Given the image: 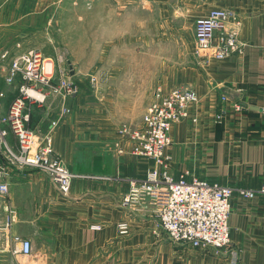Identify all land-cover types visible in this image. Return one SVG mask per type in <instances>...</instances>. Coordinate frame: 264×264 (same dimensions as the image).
I'll list each match as a JSON object with an SVG mask.
<instances>
[{
    "label": "crops",
    "instance_id": "0c3cea01",
    "mask_svg": "<svg viewBox=\"0 0 264 264\" xmlns=\"http://www.w3.org/2000/svg\"><path fill=\"white\" fill-rule=\"evenodd\" d=\"M93 6L102 15L95 17V25L107 24L115 97H120L116 95L120 88L127 89L130 79L121 73L131 71L128 56L137 53L145 61L150 57L151 63L140 61L133 68L157 73L155 82L144 86V107L154 100L157 87L166 91L189 87L199 97L192 110L198 121L188 118L173 127L167 149L172 174L179 177L189 171V178L236 189L264 187V0H95ZM214 8L234 9L242 20L241 51L224 59L207 51L208 56L200 57L196 52L195 21ZM152 43L154 53L148 51ZM14 50L9 58L21 52ZM49 104L34 107L30 125H49L57 108ZM72 114L58 123L54 133L55 149L77 168L71 193L64 196L53 179L38 170L12 173L8 195L0 197V251H13L10 238L20 235L32 240L33 252L28 256L1 254L0 261L264 264V193L246 198L234 192L229 217L232 241L227 248L216 251L175 243L159 229L152 212L122 205L129 179L143 177L149 170L143 158L95 149L91 170L79 169L80 152L88 150H79V133H87L79 132V111ZM9 136L15 139L12 133ZM116 141V133H106L100 143L109 150ZM123 220L129 223L126 235L118 227Z\"/></svg>",
    "mask_w": 264,
    "mask_h": 264
},
{
    "label": "built area",
    "instance_id": "2783aa9c",
    "mask_svg": "<svg viewBox=\"0 0 264 264\" xmlns=\"http://www.w3.org/2000/svg\"><path fill=\"white\" fill-rule=\"evenodd\" d=\"M241 25L242 20L236 10L212 9L196 20L197 52L207 51L216 58L224 59L241 51ZM8 55L6 51L0 55V59ZM18 76H22L24 82L7 110L0 91V152L5 155V159L0 161V197L9 193L6 178L12 165L42 169L67 195L71 191L74 175L65 161L55 154L51 136L41 137L30 128L31 109L34 104L44 103L51 95H61L63 98L76 95L78 86L69 76H63L53 83V63L47 62L37 50L13 57L7 69L6 82L13 84ZM93 80L96 82L95 77ZM198 102L197 93L191 89H176L168 94L159 91L157 100L146 111L144 125L139 129L125 126L120 130L133 142V154L151 158L155 162V167L145 178L130 180L123 205L152 212L159 229L175 243L219 251L227 248L232 241L229 217L234 192L237 190L242 196L252 198L256 192L264 193V187L260 190L236 189L196 176L189 178V171H184L179 177L172 174L167 154L172 126L191 116L197 122L198 117L191 110ZM10 132L16 136L18 155L7 142ZM118 227L122 235L128 234V221L119 222ZM14 240L18 243L17 252L26 256L33 252L31 239L16 236Z\"/></svg>",
    "mask_w": 264,
    "mask_h": 264
},
{
    "label": "rangeland",
    "instance_id": "374dc122",
    "mask_svg": "<svg viewBox=\"0 0 264 264\" xmlns=\"http://www.w3.org/2000/svg\"><path fill=\"white\" fill-rule=\"evenodd\" d=\"M94 1L95 0H0V55L4 54L6 51L9 52V55H11V53L14 54V48L21 50L19 54L30 50L40 51L47 62L53 63L55 75L53 83L58 82L63 76H69L77 84L79 90L76 95L68 96L67 98H63L61 95H51L44 103L34 104L31 109L32 117L33 109L36 106L45 105L48 102H50L49 105L52 106L51 108H54V104L57 105V108L54 109L52 114L55 118L51 120L49 125H47V122H44L41 125H35V127L30 125V128L41 137H45L48 134L51 136L52 146L56 155L60 156L65 161L62 154L55 149L54 133L56 127L58 123L76 110L79 111V132L84 130V132L86 131L87 133V135L84 134L83 136L79 133V150L82 151V149L88 147V150H84L82 154L80 152L79 169L86 172L91 170L90 166L92 158L93 156H97L94 154L95 149L104 150V153L106 152L108 155L110 152L114 154L116 152L119 155L129 153L133 156L143 158V160L148 163L147 166L149 167V170L147 173L143 177H135L145 178L155 167L154 160L133 154L131 151L133 142L130 141L129 137L124 136L120 130L125 126L131 129H139L142 127L144 125L146 111L157 100V93L159 91L163 94H168L176 89L191 88L177 87L166 91L162 87H157V89L155 88V93H153L154 100L147 107H144V90H146L144 89V86H151L155 82L157 73L151 70H148L145 73L144 71H139L133 68L135 65H139L140 61L141 64L142 62H146L149 65L151 63L150 57L145 61L142 59V56L137 53L138 55L128 56V63L130 62L129 69L131 71L121 73L125 74L127 78L130 79L128 81L129 85L125 91L120 88L119 94H116L120 95V97H115L114 94L116 91L114 92L113 88L116 86V73L113 71V57H111L113 50L111 49L109 52L111 42L107 40V24L95 25L94 23L95 17H98V15L102 16L99 14L97 6H93ZM137 50H139V48ZM148 51L153 53L156 51L155 43L149 45ZM206 53L205 51H201L200 53L197 52L200 57L208 56ZM9 55L4 59H0V91H2L5 100L7 101L4 104L5 110L8 109L13 98L19 94V87L22 82H24L22 76H18L13 84H8L6 82L8 66L13 57L18 54H15L10 58ZM116 58L118 59L117 56ZM152 59L153 63H155L156 57H152ZM118 75L119 74L117 73V76ZM93 77L96 78V82L93 80ZM147 89L149 94L150 88ZM124 92L127 95L126 97L123 95ZM108 97H110V99H108ZM120 99L122 100L119 101ZM69 100H72L70 106L68 105ZM98 101H101V103H98ZM98 108L100 111L97 110ZM35 112L37 111L35 110L34 113ZM124 116L128 118H123ZM189 118L193 122H196L193 120L192 116ZM183 120L177 121L173 124L170 132V145L172 144L173 127L176 123ZM54 121L56 122L51 126ZM11 133L12 132H10L9 135ZM106 133L108 135L116 133V136H118V141L114 143L115 148H110L108 150L106 148L104 149L101 145L100 142L103 140ZM13 136L16 139L14 134ZM15 139H11V136H9L7 142L9 146L12 147L15 154L18 155L20 152L18 151V144L16 143L17 139L16 142ZM83 143H85V145H83ZM99 144L101 148L99 147ZM4 159V153L0 152V161ZM170 161L171 159L169 157V163L171 166ZM65 163L73 173L74 179L76 176V173L74 172L77 168L68 161H65ZM83 165L87 166V168H83ZM17 170H38L51 177L40 168H19L18 166L12 165L6 178L8 182L12 173ZM135 178L132 177L129 180ZM69 194L63 195L68 196ZM16 236L20 235H13V237L10 238L15 244L13 251L12 249L9 251H0V255L8 254L11 256L13 255V252L15 254L23 255L20 252H17L19 247L18 243L14 240ZM0 264L16 263L12 262L11 258H6V260L0 261Z\"/></svg>",
    "mask_w": 264,
    "mask_h": 264
}]
</instances>
